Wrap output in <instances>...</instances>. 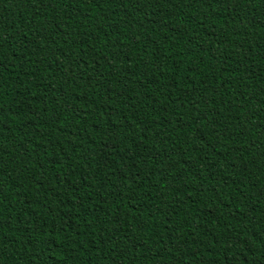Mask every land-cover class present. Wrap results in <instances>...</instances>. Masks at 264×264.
Returning <instances> with one entry per match:
<instances>
[{
	"label": "trees",
	"instance_id": "trees-1",
	"mask_svg": "<svg viewBox=\"0 0 264 264\" xmlns=\"http://www.w3.org/2000/svg\"><path fill=\"white\" fill-rule=\"evenodd\" d=\"M0 264H264V0H0Z\"/></svg>",
	"mask_w": 264,
	"mask_h": 264
}]
</instances>
